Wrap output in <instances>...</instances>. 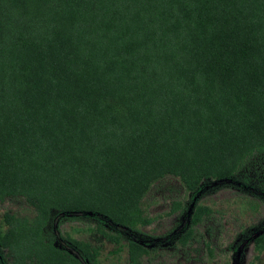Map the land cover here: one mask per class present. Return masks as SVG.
<instances>
[{
	"label": "trees",
	"instance_id": "obj_1",
	"mask_svg": "<svg viewBox=\"0 0 264 264\" xmlns=\"http://www.w3.org/2000/svg\"><path fill=\"white\" fill-rule=\"evenodd\" d=\"M255 155L264 0H0V201L30 208L1 213L0 264H101L99 245L69 230L57 245L49 224L90 218L119 243L155 219L146 195L166 177L189 193L243 179L262 199ZM213 212L195 203L189 225ZM124 241L141 264L146 246Z\"/></svg>",
	"mask_w": 264,
	"mask_h": 264
},
{
	"label": "rangeland",
	"instance_id": "obj_2",
	"mask_svg": "<svg viewBox=\"0 0 264 264\" xmlns=\"http://www.w3.org/2000/svg\"><path fill=\"white\" fill-rule=\"evenodd\" d=\"M252 161L259 173L251 177L249 183L257 185L256 176L264 173V155H255ZM237 180L216 181L205 189L189 193L176 178H164L146 195L148 211L155 219L139 230L125 231L119 243L87 231L84 227L94 223L90 218L68 219L62 223L55 218L48 228H54L52 234L57 245H67L65 232L68 230L74 236L99 245L101 264H130L124 241L127 237L146 246L147 253L142 256L141 264H264V249L259 253L253 247V237L264 230V195L260 196L262 199L254 198L252 192L257 188L243 186L242 182L247 181ZM172 199L186 202L185 210L164 214ZM199 202L211 205L214 212L211 217L189 225L192 207ZM29 209L21 197L0 201V215L5 210L25 213ZM190 226L191 235L184 243L182 235ZM207 244L212 252L207 250Z\"/></svg>",
	"mask_w": 264,
	"mask_h": 264
}]
</instances>
